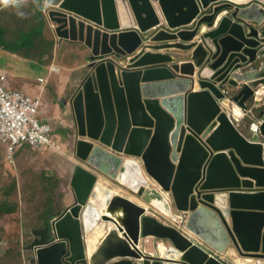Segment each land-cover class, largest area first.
I'll return each mask as SVG.
<instances>
[{"label": "water", "instance_id": "water-1", "mask_svg": "<svg viewBox=\"0 0 264 264\" xmlns=\"http://www.w3.org/2000/svg\"><path fill=\"white\" fill-rule=\"evenodd\" d=\"M45 3L53 7L47 15L56 37L90 50V71L71 101L76 158L119 185L126 160L140 159L159 188L136 193L123 186L143 204L160 202L185 230L99 183L95 188L96 176L78 166L76 205L33 232L32 263L226 264L218 254L228 250L264 260V142L247 141L234 122L236 109L246 114L248 102L264 94V0ZM173 49L188 58L179 62ZM187 142L194 145L184 160ZM98 187L106 209L121 208L122 221L101 219L91 200ZM75 209L82 218L72 216ZM87 215L101 220L103 235L92 236ZM88 235L98 243L94 252ZM148 237L170 246L147 254Z\"/></svg>", "mask_w": 264, "mask_h": 264}, {"label": "rangeland", "instance_id": "rangeland-1", "mask_svg": "<svg viewBox=\"0 0 264 264\" xmlns=\"http://www.w3.org/2000/svg\"><path fill=\"white\" fill-rule=\"evenodd\" d=\"M49 10L53 7L46 5L45 0H0L2 44H15L21 33L38 27L37 15L44 18L41 33L31 38L30 46L13 52L0 45V69L15 75L21 82L34 81L36 93L33 95L39 94L36 79L44 80L40 88L41 117L51 124L57 142L55 149L22 147L10 161L6 160L0 144V264H33L35 254L28 249L35 239L33 232L42 229L45 219L53 213L65 212L76 205L78 192L74 177L78 166L95 175L104 186L142 204L125 186L120 185L121 188L76 158L77 128L71 101L90 71V52L83 45L56 37L47 15ZM46 70L51 72L47 71L46 75ZM22 75L28 80L20 79ZM5 80L8 85V75ZM235 125L240 131L246 130L243 132L248 139L263 142L259 130L253 132L249 121L240 128L237 122ZM138 161L141 163L140 159ZM87 182L84 178L81 185L85 187ZM152 247V243L142 244L145 249ZM224 258L229 264H237L241 257L233 250L232 254L225 253Z\"/></svg>", "mask_w": 264, "mask_h": 264}, {"label": "built area", "instance_id": "built-area-1", "mask_svg": "<svg viewBox=\"0 0 264 264\" xmlns=\"http://www.w3.org/2000/svg\"><path fill=\"white\" fill-rule=\"evenodd\" d=\"M39 94L31 95L18 89H9L5 75L0 74V144L5 158L10 161L14 153L25 146L35 149L57 147L54 129L41 117L42 78L38 79ZM253 264H264L254 259Z\"/></svg>", "mask_w": 264, "mask_h": 264}, {"label": "bare ground", "instance_id": "bare-ground-1", "mask_svg": "<svg viewBox=\"0 0 264 264\" xmlns=\"http://www.w3.org/2000/svg\"><path fill=\"white\" fill-rule=\"evenodd\" d=\"M237 1H242V0H237ZM239 115H241L240 114V111L238 110V109H236L235 110V116L236 117H239ZM254 129V128H253ZM255 131H258V127L256 128L255 127V129H254ZM240 134L242 135V137H244L247 141H249L248 140V138H246L241 132H240ZM231 137L233 138V140H234V138H236V136H233V135H231ZM88 138L86 137V140H87ZM237 139V138H236ZM87 141H89V142H92V141H96V140H94V139H89V140H87ZM249 142H251V141H249ZM253 144H256V145H260L261 144V142H259V141H254V142H252ZM235 144H236V147L238 148V149H240V146H239V141L237 140H235ZM192 145H194V144H192V143H188L187 142V147H186V149L184 150L183 149V151L184 152H182L183 154H182V156H183V158H184V160L185 159H187L190 155H191V153H189L188 151H189V147L190 146H192ZM246 153V152H245ZM258 153H260V152H258ZM244 154V153H243ZM252 153H248L247 154V156H250ZM139 159H137V158H131V157H129L127 160H126V162H125V170H124V172L122 173V176L120 177V184L123 186V185H125V186H128V187H130V188H132V190H135V192L137 193H139L143 188L142 187H144V190L147 188V189H149V188H151V187H156V188H159L158 186H157V184L155 183V181L153 180V179H151V178H149L147 175H146V173H145V169H144V166H143V164L141 165V163L138 161ZM188 163H190V164H196V162H198V159H197V161L195 162V161H193V159L191 160V161H187ZM82 164V163H81ZM83 165H85V164H83ZM262 170H264V168H261ZM96 184H95V188L97 187V184L99 183V186L101 185L102 186V189H103V187L104 188H106L107 186H104L103 184H101L102 182L101 181H98V179L96 180V182H95ZM118 185V184H117ZM118 186H120V185H118ZM121 187V186H120ZM108 188V187H107ZM122 188V187H121ZM142 188V189H141ZM98 190H99V187H98ZM109 190H110V192H113L114 194H118L119 195V193L118 192H116L115 190H113V189H110L109 188ZM158 190H160V189H158ZM104 190H99V192L102 194V198H99V193H98V196H97V198H92L91 197V200H92V205L95 207V209L99 212V215H100V217H101V219H102V216H104L103 214H105V216H108V217H111V218H114V219H116L117 221H122V219L123 218H125V215H123V213H122V211L121 210H118V211H116L117 209H121V208H117L114 212L113 211H110L109 209H106V206H105V203H104V198L105 197H107L105 194H104V192H103ZM161 191V190H160ZM162 193V192H161ZM165 197H166V199H167V201L169 202L170 201V197L166 194V193H162ZM104 196V197H103ZM169 197V198H168ZM140 205H142L143 207H145L147 210H148V212L150 211V213L152 214H154V213H156V214H158L159 216L161 215V216H163V218L162 219H159L160 221H165L166 222V224H169V225H172V226H178L179 228H181V229H183V230H185L182 226H180V222L179 221H177V220H174V219H172V217L171 216H169L168 214H166L162 209H161V204H160V202H156V201H154L153 202V205H147V204H140ZM155 206V207H154ZM151 207V208H150ZM101 210L103 211V213L101 212ZM73 213L74 214H72V216L74 217V218H79L80 216H81V218H82V213H83V210H81V209H75V210H73ZM149 213V214H150ZM101 222V220L97 223V221L96 222H94V220L92 219V218H90V216L89 215H87V217H86V222H85V225H86V228L88 229V230H90V233H93L95 230H97V228L99 227L100 229H98L96 232H98L99 233V235L101 236V235H103V234H101V231H102V228L104 227V224L103 223H100ZM102 222H106V221H102ZM164 222V223H165ZM100 223V224H99ZM176 223H178V224H176ZM113 228H115V226L113 227ZM122 234V233H121ZM89 236L90 235H88L87 236V239L89 238ZM92 236H93V234H92ZM89 241H91L90 243H89V251L90 252H94V250L95 249H97L96 248V245H95V243H93L92 241L93 240H89L88 239V242ZM95 245V246H94ZM90 247H92V250H90ZM159 249H160V251H161V253H164L165 252V246L163 245V244H160V247H159ZM229 251H231V250H228V252ZM228 252H226V254L228 253ZM232 252H233V250H232ZM242 258V257H241ZM251 260H254V259H251ZM246 261V260H245ZM249 262H252V261H249ZM254 262H255V260H254ZM253 262V263H254Z\"/></svg>", "mask_w": 264, "mask_h": 264}, {"label": "crops", "instance_id": "crops-1", "mask_svg": "<svg viewBox=\"0 0 264 264\" xmlns=\"http://www.w3.org/2000/svg\"><path fill=\"white\" fill-rule=\"evenodd\" d=\"M198 37L194 38V41L197 40ZM65 42V41H64ZM73 44H76V45H82V44H79V43H73ZM84 46V45H83ZM87 48V47H85ZM88 52H90V50L88 49ZM169 53H171L174 57H176L179 62H182L183 60H186L188 58V53L187 51L185 50H179V49H173V50H169ZM33 67V66H32ZM47 71L51 72L50 70H46V75H47ZM240 72V71H239ZM0 74H4L5 76L8 75L9 79H10V82L8 80V88L9 89H18V90H21V91H24L28 94H35L36 93V90H35V87L33 86V82L34 81H31V80H28L25 75H22L23 77L20 78V79H27L29 82L28 83H25V82H21V80L19 79H16V76L13 75L11 76L10 74H8L6 71L0 69ZM51 75H54V74H51L50 73V76ZM39 79V78H38ZM38 79H36V82L38 81ZM243 83H240L239 84V87L242 86ZM37 87V86H36ZM196 88H198V85H196ZM248 111L246 114L242 113L240 111V114L239 117H235V121L234 122H237L239 128L240 126H242V124H246L247 121H249V124H253L252 125V130L253 132H258V131H255V127H259L261 122L263 121L264 119V94H262L257 100L256 99H252L248 102ZM230 118H232V115L230 116ZM233 120V119H232ZM254 128V129H253ZM240 131V130H239ZM243 131H246L245 129L241 130L240 132L246 137L248 138L245 133ZM261 135V139L263 140V136L262 134ZM257 136V134L255 135ZM250 140V139H249ZM256 141H259V140H256ZM260 142V141H259ZM264 142V140H263ZM115 190V189H113ZM116 192L119 193L118 190H115ZM104 197V196H103ZM99 198H102V194L99 192ZM160 219V218H159ZM165 222V221H163ZM166 223V222H165ZM100 229L99 227L97 228V230ZM97 230H95L93 232V236H96V235H99L98 232H96ZM101 230V229H100ZM89 239V238H88ZM156 238L154 237H148L147 239L143 240V242L145 243H152L153 244V247L152 249H145L143 248L147 254H154L155 256L158 255V252L155 248L156 245L158 244H163L164 246H167L169 247L170 246V243L168 241H165V240H160L159 242H155ZM155 242V243H154ZM98 244V243H97ZM90 250H92V247H90ZM228 253L232 254L233 252L232 251H229ZM227 253V254H228ZM223 255V256H222ZM224 255L225 254H218V257L223 260L226 264H229L227 262V260L224 258ZM246 260V261H245ZM249 261H252V262H249ZM254 260H251L249 258H238L236 263L237 264H253Z\"/></svg>", "mask_w": 264, "mask_h": 264}, {"label": "trees", "instance_id": "trees-1", "mask_svg": "<svg viewBox=\"0 0 264 264\" xmlns=\"http://www.w3.org/2000/svg\"><path fill=\"white\" fill-rule=\"evenodd\" d=\"M37 17H38V23H39L37 28L32 29L27 33H21L19 35V40L15 44L10 45V46H8L7 44H2L1 39H0V45H3L4 47H6L7 50H11L13 52L16 50H19L20 48L30 46L31 38L41 33L42 27L44 24V20H43L44 18L42 17V15L39 14L37 15ZM260 129H261V134L264 140V123L261 125Z\"/></svg>", "mask_w": 264, "mask_h": 264}, {"label": "flooded vegetation", "instance_id": "flooded-vegetation-1", "mask_svg": "<svg viewBox=\"0 0 264 264\" xmlns=\"http://www.w3.org/2000/svg\"><path fill=\"white\" fill-rule=\"evenodd\" d=\"M240 264V263H239Z\"/></svg>", "mask_w": 264, "mask_h": 264}]
</instances>
